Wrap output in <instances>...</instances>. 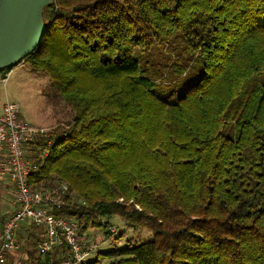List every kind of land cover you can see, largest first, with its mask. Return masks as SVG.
Returning <instances> with one entry per match:
<instances>
[{"label": "trees", "instance_id": "1", "mask_svg": "<svg viewBox=\"0 0 264 264\" xmlns=\"http://www.w3.org/2000/svg\"><path fill=\"white\" fill-rule=\"evenodd\" d=\"M43 17L22 61L47 74L70 119L29 186L66 182L54 213L84 234L109 235L114 216L152 233L85 263L264 264V0H53ZM177 33L203 69L169 100L139 58ZM21 228V264H61L65 249L38 251L42 227Z\"/></svg>", "mask_w": 264, "mask_h": 264}, {"label": "built area", "instance_id": "2", "mask_svg": "<svg viewBox=\"0 0 264 264\" xmlns=\"http://www.w3.org/2000/svg\"><path fill=\"white\" fill-rule=\"evenodd\" d=\"M52 141L48 130L32 127L21 117L18 103L5 101L0 112V208L5 204L7 209L3 211L5 216L0 214V264H20L9 262L8 257L17 247L16 231L24 222L42 227L43 238L37 245L40 253L55 247L65 249L61 264H83L96 251V243L79 233L74 218L54 213L65 206L67 183H59L53 192L39 191L28 184L30 173L47 156ZM4 192L10 197L8 202L3 199Z\"/></svg>", "mask_w": 264, "mask_h": 264}, {"label": "rangeland", "instance_id": "3", "mask_svg": "<svg viewBox=\"0 0 264 264\" xmlns=\"http://www.w3.org/2000/svg\"><path fill=\"white\" fill-rule=\"evenodd\" d=\"M182 38L181 33H177L167 42L154 43L151 50L141 53L139 58L141 73L144 76L155 77L152 70H161V76H165V78L156 80L158 82L157 90L161 91L162 96L169 100H175L179 97L194 80L202 75L201 61L199 58L195 61V52H192L186 46ZM172 61L176 62V67L183 68L184 73L182 75L173 74L172 69L168 68ZM49 84L50 81L47 74L32 70L28 63L20 60L14 66L9 67L7 72L0 75V112L5 101L16 102L19 104L21 117L30 126L48 130L51 133V137L54 136L55 138L53 129L57 126H64L69 121L70 109ZM3 195L8 202L10 197L5 192L2 193ZM2 201L0 198V205H2ZM5 209H7V206L4 204L2 210L4 211ZM21 225L22 223L16 231V234L18 231L21 233L19 236L20 242H16L17 247L20 244V250L16 247L15 250L10 252L11 257H14L11 258L12 261L21 262L18 257L23 254V250L29 246L31 241L30 238H27L25 230L23 228L20 229ZM109 225V230L111 231L109 235H105L103 230L97 227H90L87 230L88 234H84L79 230V233L85 239L97 245L96 251L90 257L95 256L98 252L102 253L112 248L135 245L138 242L150 239L152 236L150 230L144 228L134 229L118 216L112 217L109 220ZM112 227H114V230L111 229ZM62 250V247H55L50 252L56 254ZM109 260L103 258L102 263L105 264ZM51 264L56 263L52 262ZM83 264L96 263L84 262Z\"/></svg>", "mask_w": 264, "mask_h": 264}, {"label": "water", "instance_id": "4", "mask_svg": "<svg viewBox=\"0 0 264 264\" xmlns=\"http://www.w3.org/2000/svg\"><path fill=\"white\" fill-rule=\"evenodd\" d=\"M53 0H0V71L31 53L46 31L43 8Z\"/></svg>", "mask_w": 264, "mask_h": 264}, {"label": "crops", "instance_id": "5", "mask_svg": "<svg viewBox=\"0 0 264 264\" xmlns=\"http://www.w3.org/2000/svg\"><path fill=\"white\" fill-rule=\"evenodd\" d=\"M3 199L5 200V197L3 196Z\"/></svg>", "mask_w": 264, "mask_h": 264}]
</instances>
